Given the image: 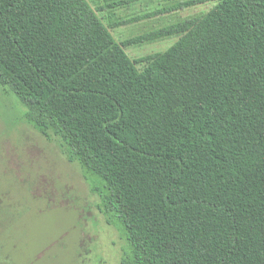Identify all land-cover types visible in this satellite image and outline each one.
<instances>
[{
  "label": "trees",
  "instance_id": "trees-1",
  "mask_svg": "<svg viewBox=\"0 0 264 264\" xmlns=\"http://www.w3.org/2000/svg\"><path fill=\"white\" fill-rule=\"evenodd\" d=\"M99 1L0 0L1 85L80 166L121 264H264V0ZM163 40L175 42L127 52Z\"/></svg>",
  "mask_w": 264,
  "mask_h": 264
},
{
  "label": "rangeland",
  "instance_id": "rangeland-1",
  "mask_svg": "<svg viewBox=\"0 0 264 264\" xmlns=\"http://www.w3.org/2000/svg\"><path fill=\"white\" fill-rule=\"evenodd\" d=\"M146 6L138 2L119 10L112 16L113 24L138 15ZM212 7L192 6L179 16H195ZM163 20L117 25L112 34L126 41L159 27ZM174 42L143 43L127 52L138 59L165 51ZM25 113L20 99L0 83V264H121V233L99 211L100 199L80 166L69 163L53 141L34 130Z\"/></svg>",
  "mask_w": 264,
  "mask_h": 264
}]
</instances>
